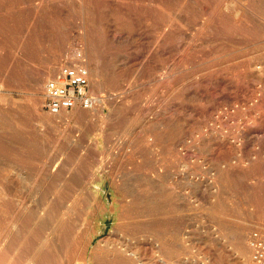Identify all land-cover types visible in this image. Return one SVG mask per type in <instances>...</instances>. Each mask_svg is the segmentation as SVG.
Wrapping results in <instances>:
<instances>
[{
    "label": "rangeland",
    "instance_id": "374dc122",
    "mask_svg": "<svg viewBox=\"0 0 264 264\" xmlns=\"http://www.w3.org/2000/svg\"><path fill=\"white\" fill-rule=\"evenodd\" d=\"M0 87V264H257L264 0H0Z\"/></svg>",
    "mask_w": 264,
    "mask_h": 264
},
{
    "label": "built area",
    "instance_id": "2783aa9c",
    "mask_svg": "<svg viewBox=\"0 0 264 264\" xmlns=\"http://www.w3.org/2000/svg\"><path fill=\"white\" fill-rule=\"evenodd\" d=\"M98 102L91 90L88 70L79 65L63 67L45 87V109L52 115L78 108L91 110ZM253 247L256 251L254 259L257 264H261L264 261V237L255 235Z\"/></svg>",
    "mask_w": 264,
    "mask_h": 264
},
{
    "label": "bare ground",
    "instance_id": "6f19581e",
    "mask_svg": "<svg viewBox=\"0 0 264 264\" xmlns=\"http://www.w3.org/2000/svg\"><path fill=\"white\" fill-rule=\"evenodd\" d=\"M86 43H83V46H85V49L83 50V54H79L81 58L86 57L88 59V65L90 66L91 70L93 72H95L96 74L102 73V71L104 70L103 66H101V61L103 62V52L100 50L99 48V44L96 40H86ZM82 47V46H81ZM83 48V47H82ZM75 56L79 57L77 55V53L75 54ZM63 57V56H62ZM92 62V63H91ZM94 62V63H93ZM91 64H93V67H91ZM49 63L47 65V68H49L48 71L50 72H55V70L57 69L56 67H49ZM102 88L103 86L101 84H99V89ZM100 105L102 104V101L99 102ZM101 112V108L96 110L94 113H100ZM91 116H94V115Z\"/></svg>",
    "mask_w": 264,
    "mask_h": 264
}]
</instances>
